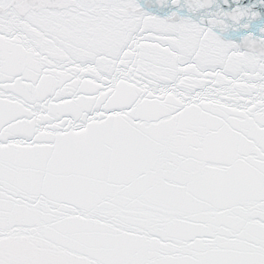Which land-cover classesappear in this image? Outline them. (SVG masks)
<instances>
[{
    "label": "snow or ice",
    "instance_id": "1",
    "mask_svg": "<svg viewBox=\"0 0 264 264\" xmlns=\"http://www.w3.org/2000/svg\"><path fill=\"white\" fill-rule=\"evenodd\" d=\"M0 264H264V0H0Z\"/></svg>",
    "mask_w": 264,
    "mask_h": 264
}]
</instances>
